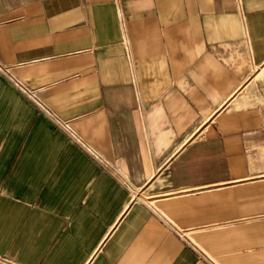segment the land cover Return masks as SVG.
Listing matches in <instances>:
<instances>
[{
    "label": "crops",
    "instance_id": "crops-1",
    "mask_svg": "<svg viewBox=\"0 0 264 264\" xmlns=\"http://www.w3.org/2000/svg\"><path fill=\"white\" fill-rule=\"evenodd\" d=\"M0 66V264H264V0H0Z\"/></svg>",
    "mask_w": 264,
    "mask_h": 264
},
{
    "label": "rangeland",
    "instance_id": "rangeland-1",
    "mask_svg": "<svg viewBox=\"0 0 264 264\" xmlns=\"http://www.w3.org/2000/svg\"><path fill=\"white\" fill-rule=\"evenodd\" d=\"M141 198H142L145 202H147L148 204H149V203L152 204V202H151L152 196L148 195V193H143V194L141 195ZM196 244L199 246L198 243H196ZM200 247H201V246H200ZM201 248H202V247H201ZM207 255L210 257V259H211L212 261L215 262V264H230L228 261H224L222 257H217V256H213V255L211 256V255H209V254H207Z\"/></svg>",
    "mask_w": 264,
    "mask_h": 264
},
{
    "label": "built area",
    "instance_id": "built-area-1",
    "mask_svg": "<svg viewBox=\"0 0 264 264\" xmlns=\"http://www.w3.org/2000/svg\"><path fill=\"white\" fill-rule=\"evenodd\" d=\"M0 69L2 70V66H0ZM15 82V81H14ZM15 84H17V82H15ZM28 94H29V96L33 99V100H35V102L39 105V106H41L42 108H44V110H47L45 107H44V105H43V103L42 102H40L39 100H37L35 97H34V95L33 94H31L30 92H27ZM170 225V224H169ZM192 248H196V246H194L193 244H189Z\"/></svg>",
    "mask_w": 264,
    "mask_h": 264
}]
</instances>
